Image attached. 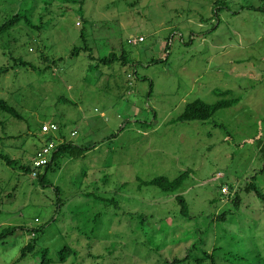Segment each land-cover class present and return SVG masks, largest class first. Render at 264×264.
<instances>
[{
    "label": "rangeland",
    "instance_id": "rangeland-1",
    "mask_svg": "<svg viewBox=\"0 0 264 264\" xmlns=\"http://www.w3.org/2000/svg\"><path fill=\"white\" fill-rule=\"evenodd\" d=\"M15 13L0 32V99L22 120L0 110V152L16 161L0 160V230L17 229L0 264H264V203L242 190L264 192V0H0V25ZM82 31L91 51L71 55ZM41 52L62 60L39 71ZM195 99L232 105L178 120ZM44 120L81 154H61L41 183L19 165L32 168ZM185 171L175 191L144 183ZM224 183L238 207L221 201Z\"/></svg>",
    "mask_w": 264,
    "mask_h": 264
},
{
    "label": "trees",
    "instance_id": "trees-1",
    "mask_svg": "<svg viewBox=\"0 0 264 264\" xmlns=\"http://www.w3.org/2000/svg\"><path fill=\"white\" fill-rule=\"evenodd\" d=\"M19 20H20V14L19 13L13 14L8 20H6L3 24L0 25V32L11 28L12 26H14L13 24L19 22ZM80 38L83 41L84 45L81 48L80 47H74L71 50V55L77 54L79 52V50H81L82 48L85 51H91V50H89L90 49L88 47L89 45L88 46L86 45L85 34L83 31L80 32ZM139 38H141V37H139ZM130 40L131 39H129L127 42L128 43L129 42L135 43L136 41H141L142 38L140 40L139 39L134 40V41H130ZM38 57L40 60H42V63L49 62L48 64H45L44 68L39 69V71H42V72L45 69L46 70L50 69V64L52 65V64L58 63L60 60H62V57H59L55 60L49 59V56L47 54H45L44 52H41ZM88 57H89L90 61H96V64L97 63H102V64L109 63L115 59L119 60L121 64H127L128 63L127 56L124 54V52L120 53L119 55H116L115 53H110L106 56L97 57V58H95L92 55V53L89 52ZM12 60H13V66L12 67L18 66V65L23 66V67L26 66V67H29L31 69H35V67H36L35 63H32L28 60H24L21 57H13ZM3 68L4 69H1V72L8 71L7 67H3ZM230 105H232L231 101H226V100H220L214 104H208L201 99H195V100H193V101H191L185 105L183 111L178 116V120H180V121L204 120V119L210 117L218 108L226 107V106H230ZM0 110L9 114L13 118H16L18 120H22L21 114H19V112L15 109V107L8 104L3 99H0ZM50 122H55V121L44 120V122L39 123V126L37 127L39 135H41L43 137V140H42L41 145L36 149L34 156L37 155V153L41 150V148L44 145H48L49 142H52L54 144V146L51 150V153L48 157L47 162L41 168L34 170L36 174H35V176H32V177H39L41 183L44 182V178H43L44 171L51 168V166L55 164L56 160L58 159V157L61 154H65V153H68L70 155L81 154L80 153L81 148H78L77 146L73 145L70 140H67V138L65 137L66 135L61 130V126L57 122H55L57 124V129L53 133H48V134H42L41 133V126L45 123H50ZM72 132H76V131H71V133H70L71 135H72ZM263 148H264V143H263L261 149H263ZM0 160H2L8 166H13L16 162L15 159H12L9 155H7L5 153H1V152H0ZM19 167L21 169L29 171L30 174L32 175V170L30 168V165L26 166L24 164H20ZM186 173L187 172L185 171V172L179 174L174 179H168L165 176H157V177H154L148 181H144V183L155 185L159 189H161L162 191H165V192L175 191L181 186V184H182V182L186 176ZM223 188H224V190H222ZM219 189H220V194L223 196V198H221V201H224V200L228 201L229 206L238 207V205L241 202V198H240V195H239L237 188L233 187V185H231V184L224 183V184L220 185ZM242 190L247 191V192L248 191H254L255 195L264 203V192L258 190L257 185L253 181L244 185ZM177 200L180 202V205H181L180 206V214L184 217H188V209H187V205H186L185 201L180 197H178ZM225 213H226V211L219 213L217 215L216 219L217 220H224L226 217ZM16 229H17L16 226H7V227L2 228L0 230V240L6 238L7 236H9L11 234H13ZM31 234L33 237H36V233L33 230L31 231ZM33 248H34V245L32 243L28 242L27 244H25L24 247L21 249L20 257H24V255L26 253L33 251ZM69 251H70L69 247H63L59 252L58 260L60 262H64L67 258ZM52 262H53L52 259L45 257L43 255L38 264H51ZM176 262H177L176 260H173L171 263H168V264H174ZM210 263L215 264L212 256H211V262Z\"/></svg>",
    "mask_w": 264,
    "mask_h": 264
},
{
    "label": "built area",
    "instance_id": "built-area-1",
    "mask_svg": "<svg viewBox=\"0 0 264 264\" xmlns=\"http://www.w3.org/2000/svg\"><path fill=\"white\" fill-rule=\"evenodd\" d=\"M140 39L141 38H139V40ZM56 129H57V124L55 122L45 123L41 126V133L42 134L53 133ZM74 133L75 132H72V135ZM53 146L54 144L52 142H49L48 145H44L41 148V150L37 153V155L33 157V165L31 168L32 176H35L36 174L34 170L41 168L47 162Z\"/></svg>",
    "mask_w": 264,
    "mask_h": 264
}]
</instances>
